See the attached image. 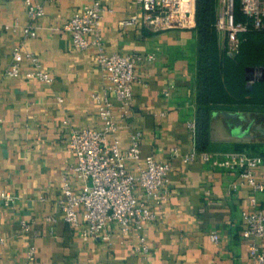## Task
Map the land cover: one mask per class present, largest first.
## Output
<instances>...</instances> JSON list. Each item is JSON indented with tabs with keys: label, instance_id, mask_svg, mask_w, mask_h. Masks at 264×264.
I'll list each match as a JSON object with an SVG mask.
<instances>
[{
	"label": "crops",
	"instance_id": "obj_1",
	"mask_svg": "<svg viewBox=\"0 0 264 264\" xmlns=\"http://www.w3.org/2000/svg\"><path fill=\"white\" fill-rule=\"evenodd\" d=\"M101 1L110 9L102 18L108 53L156 54L155 60L137 64L132 114L127 120L118 117L121 128L116 133L125 149L131 134L142 131V166L148 155L171 165L168 200L161 205L149 201L157 215L143 228L151 250L137 253L136 233L122 231L115 222L108 226L109 240H85L79 226L65 221L59 206L64 177L75 164L68 147L70 131L103 127L92 99L105 83L96 64L98 49L79 50L71 35L60 30L90 0L47 1L34 38L23 32L31 22L25 0H2L0 189L12 190L16 200L11 206L0 200V264H248L242 210L251 207V188L242 185L232 191V184L242 181L238 173L201 157L189 163L182 160L196 149L188 123L196 121L198 108L197 29L153 31L141 22L123 27L121 20L142 17L141 6L135 0ZM19 45L40 58L50 84L28 76L32 65L27 60L18 77L6 75ZM258 74L253 73L254 80L261 79ZM206 151L264 156V106L215 111ZM128 165L135 172V164ZM263 174L264 167L258 170L259 177ZM69 181L79 192L83 181L73 176ZM256 195L264 201V192ZM48 216L55 220H47ZM214 232L219 235L217 243ZM260 243L264 250V239ZM31 246H35L34 260L29 258Z\"/></svg>",
	"mask_w": 264,
	"mask_h": 264
},
{
	"label": "built area",
	"instance_id": "obj_2",
	"mask_svg": "<svg viewBox=\"0 0 264 264\" xmlns=\"http://www.w3.org/2000/svg\"><path fill=\"white\" fill-rule=\"evenodd\" d=\"M49 0H25L27 14L31 20L23 27L25 37L37 36L36 24L45 14V3ZM142 8L143 15H133L120 21L126 27L129 24L143 23L153 31H166L183 28L192 29L196 26V0H135ZM237 0H218L216 28L220 37L225 40V47L231 54L239 52L241 36L253 29H264V0H239L240 11L246 20L236 19ZM2 0H0L1 4ZM110 9L101 0H90L80 10L76 11L60 30L71 35L75 48L86 50L92 46L98 49L96 64L102 70L105 83L103 87L92 94L98 112L103 120L102 129H73L68 138L69 150L75 157V164L70 166L64 177L63 197L59 206L64 219L72 226L81 228L85 240L100 238L109 240L108 226L115 222L124 232H135L137 244L135 251L146 255L151 245L143 233L144 226L157 219L156 213L149 201L163 204L169 198V178L171 168L169 162L159 161L153 155L141 158V130L131 134L130 145L122 148L116 133L121 126V120H127L133 110L134 84L138 80L136 66L140 61L156 59L155 53H108L103 38L102 18ZM23 60L32 65L29 77L38 78L48 84L52 79L42 70L40 58L17 46L6 69V75L16 78L20 75ZM165 95H169L165 92ZM3 120L0 118V129ZM189 129L196 133V121L188 123ZM113 135V139L110 136ZM177 156V150L174 151ZM201 157L231 172L238 173L242 178L239 183L231 186L236 191L242 185H248L253 195L251 207L242 210V236L248 242V264H264V250L260 241L264 239V201L257 193L264 192V174L259 177L258 170L264 167V156L246 151L209 152L197 148L182 156L185 163ZM129 162L135 164V172L129 168ZM73 176L83 181L79 192L73 188L69 177ZM0 200L6 206L15 203L16 196L10 189H0ZM47 220L55 218L48 216ZM25 227L29 225L23 222ZM214 242L219 241V235L212 234ZM3 242V239H0ZM35 246L29 250V258L34 260Z\"/></svg>",
	"mask_w": 264,
	"mask_h": 264
},
{
	"label": "trees",
	"instance_id": "obj_3",
	"mask_svg": "<svg viewBox=\"0 0 264 264\" xmlns=\"http://www.w3.org/2000/svg\"><path fill=\"white\" fill-rule=\"evenodd\" d=\"M218 0H196L195 28L199 36L196 148L206 151L215 111L264 106V78L248 87L249 67H264V29L251 28L241 36L238 53L221 44L216 28ZM236 19L246 20L236 1Z\"/></svg>",
	"mask_w": 264,
	"mask_h": 264
},
{
	"label": "water",
	"instance_id": "obj_4",
	"mask_svg": "<svg viewBox=\"0 0 264 264\" xmlns=\"http://www.w3.org/2000/svg\"><path fill=\"white\" fill-rule=\"evenodd\" d=\"M255 71H259V73H260V76L258 77V78H264V68H253V67H249L248 69H247V73H246V77H247V79L249 80V83H248V87L249 88H251V81H253L254 80V75H253V73L255 72ZM229 115H233V116H237L238 114L237 113H228Z\"/></svg>",
	"mask_w": 264,
	"mask_h": 264
},
{
	"label": "rangeland",
	"instance_id": "obj_5",
	"mask_svg": "<svg viewBox=\"0 0 264 264\" xmlns=\"http://www.w3.org/2000/svg\"><path fill=\"white\" fill-rule=\"evenodd\" d=\"M221 44L224 46L225 45V40L223 37H220ZM260 76V73L256 76L258 78Z\"/></svg>",
	"mask_w": 264,
	"mask_h": 264
}]
</instances>
